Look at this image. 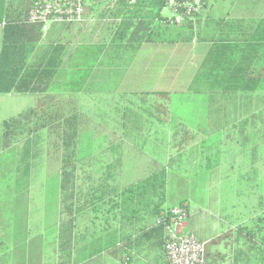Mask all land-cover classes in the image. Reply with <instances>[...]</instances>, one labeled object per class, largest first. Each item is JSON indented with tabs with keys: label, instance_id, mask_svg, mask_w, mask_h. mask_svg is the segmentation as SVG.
<instances>
[{
	"label": "crops",
	"instance_id": "1",
	"mask_svg": "<svg viewBox=\"0 0 264 264\" xmlns=\"http://www.w3.org/2000/svg\"><path fill=\"white\" fill-rule=\"evenodd\" d=\"M10 2L15 4L13 11L25 10L31 4V0H8V5ZM162 13L170 11L164 8ZM207 19L221 21L216 32L214 26L205 29ZM262 19L264 0H210L204 17L196 22L204 29L202 40L195 35L186 42L151 41L135 46L126 41L113 43V36L107 33L80 36L76 28L66 24L43 28L40 46L51 42L59 45L62 76L54 85H40L37 92L0 94L11 98L10 105H16L9 116H3L1 125L4 119L36 107L47 95H58L50 89L63 93V99L73 95L79 105L76 150L80 155L72 213H68L64 194L59 191V176L55 189L45 188L53 169L48 153L54 150L56 138L45 128L35 145L39 155L30 161L29 173L15 178L21 184L19 191L14 189L10 203L0 206V261L7 256L9 264H165L166 231L155 212L160 200L152 197L139 202L136 195L131 199L125 190L150 176L157 162L169 163L172 129L153 127L155 118L141 107L138 113L144 127L128 128L131 126L125 119L131 110L126 101L131 96L142 101L139 94L166 91L171 93L169 119L178 121L176 117H180L199 134L196 143L175 156L178 160L192 153L199 155L191 173L180 169L185 181L201 180L203 194L201 205L192 206L190 200L183 199L189 211L186 230L206 243L208 257L214 254L211 264H239L238 248L243 255L259 250L258 262L264 264V225L258 223L264 222V217L251 213V196L244 203V211L236 202L240 196L236 184L241 180L264 183V164L259 160L264 157V146L250 144L251 125L258 112L264 111V96L251 91L257 86L258 75L263 74L264 79V38H260L264 32L256 31ZM4 22L5 16L0 22V50ZM27 95L36 96L37 102L19 111L20 102L15 97ZM115 100L121 104L117 109L123 119L120 127H112L107 121L99 124L91 118V114L108 117L111 109L107 105ZM186 109L191 112L186 113ZM242 121H248L243 128L238 126ZM218 136L223 138L213 139ZM230 138L240 142L228 150L239 155V162L224 164ZM10 148L15 150L18 164L24 143ZM4 152L0 147V155ZM137 152L149 155L147 160L141 161ZM55 165L59 172V164ZM170 171L171 166L168 182ZM168 182L164 206H176L182 200L167 202ZM37 184L43 186L42 191L32 190ZM226 184L234 186L225 191ZM69 218L74 228L72 246L65 255L60 250V232ZM256 226L262 233L260 241L254 238ZM213 239L217 242L210 243ZM245 262L249 263V258Z\"/></svg>",
	"mask_w": 264,
	"mask_h": 264
},
{
	"label": "trees",
	"instance_id": "2",
	"mask_svg": "<svg viewBox=\"0 0 264 264\" xmlns=\"http://www.w3.org/2000/svg\"><path fill=\"white\" fill-rule=\"evenodd\" d=\"M3 1V0H2ZM169 0H98L85 7V15L96 12L102 18L111 19L108 24L99 25V32L111 36L113 43L126 41L135 46L143 42H179L191 41L195 35L198 40L203 39V30L199 25L197 30L190 19V14L182 8L186 1L175 0L178 4L177 12L183 15L179 21H169L164 15L163 9L167 7ZM210 0H202L206 9ZM34 4L25 10L10 11V5L0 4V19L7 21L2 29V45L0 50V94L11 92L25 93L37 92V87L54 85L62 76L63 67L58 52V44L51 42L46 46H40L43 37V24L28 21L29 11ZM0 21V22H1ZM200 21V20H199ZM220 20L207 19L206 27H215ZM70 26H75L67 24ZM98 31V30H97ZM212 36L214 35V32ZM257 33L264 32V19L257 22ZM207 36V34H206ZM204 39H207V37ZM211 36V37H212ZM264 38V36H260ZM260 38L257 41H261ZM88 70V69H85ZM84 70V71H85ZM263 74L257 77V86L252 92L264 96ZM71 80V79H70ZM58 95H47L39 101L36 107L27 108L17 115L8 117L2 122L0 147L2 150L23 142L24 148L19 153L16 168L17 175L28 174L31 168V160L39 155L36 146L41 141V131L49 128L56 138L53 141L54 150L48 153V159L59 164V191L64 194V202L68 213L71 214L73 193L78 170L79 155L76 150L78 140V128L80 118L78 116L77 100L72 94L68 99H63V93L56 89ZM60 96V97H59ZM142 99V110L154 117L159 123H167L169 120V101L171 93L166 91L146 92L139 94ZM82 108V106H81ZM82 113V112H81ZM248 121H242L239 127H244ZM199 140V134L183 122H176L172 127L171 148L172 154L168 164L156 163L152 174L135 184H131L125 190L130 198L148 201L152 197L160 200L155 204V212L159 218L165 215L168 218L173 206L165 207V193L168 182V168L175 160V156L182 154L185 149ZM36 145V146H35ZM204 146V143L202 144ZM178 205L186 206L182 200ZM165 218L163 221H166ZM164 226V223L162 224ZM73 219L69 218L62 226L60 232V250L67 255L72 246ZM213 239L210 243H216ZM206 263L211 264L207 260Z\"/></svg>",
	"mask_w": 264,
	"mask_h": 264
},
{
	"label": "rangeland",
	"instance_id": "3",
	"mask_svg": "<svg viewBox=\"0 0 264 264\" xmlns=\"http://www.w3.org/2000/svg\"><path fill=\"white\" fill-rule=\"evenodd\" d=\"M0 4L2 5L5 4V7L9 6L8 0H3V1L0 0ZM10 5H11L10 11L15 9V6H14L15 4L13 5L12 2H10ZM87 17H88V21H86L84 24L77 25V26H71V27L76 28V31H78L80 36L82 35L88 36V35H91V33H92V36L96 34L99 35L100 34L99 25L103 26L104 24H108L111 20L108 18H102L100 16V13H96V12L88 14ZM197 25L198 23L194 21V28H198ZM55 26L56 28H59L62 25H55ZM15 98L18 99V101L20 102L17 107L19 111H21L22 109H25L27 106L35 105L37 102V98L34 95L16 96ZM10 99L11 98L7 96H0V130L2 129L1 120L3 116H9L8 113L12 112V110L16 108V105L13 106L9 104ZM126 105H128L129 108L132 110V111L130 110V112L126 114V119H125V121H127L126 124H128V126H131L128 128L144 127L142 125L143 118L141 117L140 113H138L140 111V107L142 106V101L137 96H131V98H129V100L126 101ZM102 106H105V105H102ZM107 106H109V109H111L108 117L100 116L99 114H95V115L91 114V118L92 117L95 118L96 122L99 124H102L103 122L107 121L108 124H110V126L112 127L113 126L120 127V125H122L121 122L123 121V119L117 113V109L121 107V104H119V100H115L114 103H111V101H109V105ZM230 106L231 104L229 105V107ZM187 108H189V106H187ZM185 112L188 113L189 109H186ZM130 116H131V119H130ZM176 119L178 121L173 120V117H171L167 123L165 122L161 125L158 124L156 119H155L156 124H154L155 123L154 119L152 120V122L151 121L150 122L154 125L153 127H156L158 125L162 127V129L167 128L170 130L172 129L173 125L176 124V122H183V120L180 117L178 118L176 117ZM251 127L253 128L252 130L253 134L250 139V144H258V145L264 146V111H261V113L260 111L258 112V118L255 120V123L251 125ZM226 134H229V131H226ZM221 138L223 137L218 136V137H214L213 139L219 140ZM241 139H245V138L241 137ZM238 143L240 142L237 141V139L230 138L227 141L226 150L228 151L231 147H234ZM241 143H244V142L241 141ZM246 144H249V142H246ZM159 152L161 154L163 152V148ZM137 154L140 157H142L140 158L141 161H146L149 156L143 152H137ZM172 154H175V153L172 152ZM263 155H264V152L261 151V157ZM198 157H199L198 154L196 155L195 153H192L191 155L189 154L188 156L182 157L178 160L175 158V160L173 161L171 165L170 177H169V182H168V191H169L168 200H167L168 203L177 204L183 199H188L191 201L192 206H194L195 204L201 205V203L203 202V194L201 190L202 188L201 180L198 179V180H195L194 182H189V181H185L180 176V172H181L180 169L181 170L186 169L188 170L189 173L195 170V167H196L195 163H197ZM222 159H223L224 164L233 163L234 161L239 162V155L236 152L230 153L228 151L226 153L224 152ZM259 160H261L262 162L261 164H264V157L263 159L261 158ZM16 162L17 161H16L15 150L12 148L6 149V152L0 155V206L1 207H3V205H8L10 203L9 195L13 193L14 189H17V191H19L21 187V184L18 183V181L16 182L15 180V178L17 177V174H16L17 163ZM55 163L57 162L51 161V166L53 169L50 171V183L45 185L46 189L48 187L51 190L55 189L54 188L56 186L55 182L58 177V172L55 171V167H56ZM145 164L146 162L143 163L142 165V168H143L141 170L142 173L145 172L144 170ZM178 165L180 167H178ZM196 170H199V168H196ZM189 173L187 174L190 175ZM231 186H234V185L226 184L225 191H228ZM236 186H238L240 190V196L237 197L238 200L236 201L239 205V209L241 211L245 210L244 203L247 202L248 197L251 196V203H252L250 206L251 213H255L257 216L261 215L264 217V183L254 185L247 181L241 180L239 183L236 184ZM250 189H254V192H252V194H250ZM32 190L34 192L42 191L43 186L37 184V186H35ZM132 211H130V214H132ZM258 223H259V226L264 225V222L262 223L258 222ZM254 229H255L254 238L260 241L259 237L262 236V233L259 232L258 226H256V228ZM237 250H238L237 255L239 256V259H240L239 264H259L258 259H257V257L259 256V253H258L259 250L255 249L252 253L248 255L247 253L243 255V252H241L240 254L239 253L240 248H238ZM245 258H249V263L245 262ZM213 259H214V254H211L207 260L210 262V260H213ZM0 264H9L8 257L7 256L2 257Z\"/></svg>",
	"mask_w": 264,
	"mask_h": 264
},
{
	"label": "built area",
	"instance_id": "4",
	"mask_svg": "<svg viewBox=\"0 0 264 264\" xmlns=\"http://www.w3.org/2000/svg\"><path fill=\"white\" fill-rule=\"evenodd\" d=\"M98 0H34L29 11L28 21L41 23L46 30L53 24L80 25L87 21L85 7ZM134 1V0H133ZM178 4L169 0L166 9L169 21H179L183 15L177 12ZM182 8L190 14V19L204 17L206 9L202 0H191L183 3ZM6 22L3 23L5 25ZM168 218H159V224L165 227V264H207L206 243L191 235L187 229L189 211L186 206L176 205L170 210ZM165 218L166 221H163Z\"/></svg>",
	"mask_w": 264,
	"mask_h": 264
}]
</instances>
